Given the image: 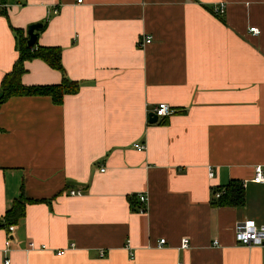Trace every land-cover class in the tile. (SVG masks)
<instances>
[{
	"label": "crops",
	"instance_id": "crops-1",
	"mask_svg": "<svg viewBox=\"0 0 264 264\" xmlns=\"http://www.w3.org/2000/svg\"><path fill=\"white\" fill-rule=\"evenodd\" d=\"M48 19L38 43L62 48L80 90L62 105L0 106V224L22 195L31 202L7 255L0 227V264H264V246L235 237L238 222L264 225L253 181L264 171V0H7L0 97L19 57L14 30ZM25 68V86L62 84L41 60ZM162 103L178 113L151 124ZM234 180L246 205L215 207Z\"/></svg>",
	"mask_w": 264,
	"mask_h": 264
},
{
	"label": "trees",
	"instance_id": "trees-1",
	"mask_svg": "<svg viewBox=\"0 0 264 264\" xmlns=\"http://www.w3.org/2000/svg\"><path fill=\"white\" fill-rule=\"evenodd\" d=\"M0 3L6 5L7 0H0ZM48 22L49 19L45 20L41 24L42 28L36 31L38 37L47 28ZM14 33L19 57L12 72L7 74L2 81L0 106L15 97H50L55 105H62L66 95L79 92L80 84L70 81L66 76L62 65V48L40 46L38 39L34 45L29 46L28 35L26 36L23 30H14ZM33 60H41L50 68L59 71L63 75L62 84L33 87L23 85L22 77L26 73L25 63ZM218 190L223 191V195L218 200L214 199L213 205L215 207L241 208L246 205L245 188L242 182L234 180L224 188L219 187ZM30 203L24 195L15 200L0 227L8 228L17 225L25 217L26 207Z\"/></svg>",
	"mask_w": 264,
	"mask_h": 264
},
{
	"label": "built area",
	"instance_id": "built-area-1",
	"mask_svg": "<svg viewBox=\"0 0 264 264\" xmlns=\"http://www.w3.org/2000/svg\"><path fill=\"white\" fill-rule=\"evenodd\" d=\"M81 2V1H80ZM6 5L0 3V11L2 9H5ZM226 11V6L225 4H220L217 5L213 8V12L216 15L222 16ZM53 14H58V10L54 9ZM250 32L253 33L254 35H259L260 31L257 28H251ZM152 43V38L151 37H144L138 45L140 47H145L146 45H149ZM158 120H165L168 119L178 113V110L167 105V104H159L154 112H153ZM136 148L139 150L145 149L144 146L136 145ZM215 176V173L212 169L209 171V177L212 179ZM255 183H264V171L261 169V167H257L255 170V177L253 180ZM71 195H81V191H71ZM223 195V191H217L214 194V198L216 200L220 199L221 196ZM139 201L141 202L142 205L144 203H147V198L144 195H140ZM146 211L145 207H140L139 212L144 213ZM13 233V228L9 227V233H8V239L6 241V248L4 250V253L7 255L10 252V248L12 247V240L10 239V235ZM235 237L238 245L241 246H247V247H254V246H264V225L259 226L257 225L254 221H243V222H238L235 227ZM166 244L165 240H161L159 243V248H162ZM31 247L33 246L32 244L30 245ZM190 248V243L188 239H184L182 241L181 249H189ZM64 251H60L58 255L63 256L65 254ZM5 264H10V260L6 259Z\"/></svg>",
	"mask_w": 264,
	"mask_h": 264
},
{
	"label": "water",
	"instance_id": "water-1",
	"mask_svg": "<svg viewBox=\"0 0 264 264\" xmlns=\"http://www.w3.org/2000/svg\"><path fill=\"white\" fill-rule=\"evenodd\" d=\"M42 28V25L41 24H35V25H32L30 27H28L27 29V35H28V45L29 46H32L34 45V43L37 41L38 39V34L36 33L37 30H40ZM149 121L151 124H154V123H157L158 122V118L157 116L152 113L150 114L149 116Z\"/></svg>",
	"mask_w": 264,
	"mask_h": 264
}]
</instances>
